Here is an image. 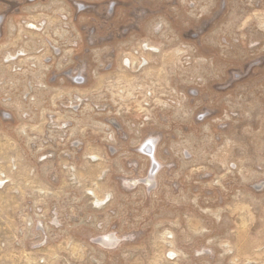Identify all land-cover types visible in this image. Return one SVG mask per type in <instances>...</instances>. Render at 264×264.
I'll list each match as a JSON object with an SVG mask.
<instances>
[{"label":"rangeland","instance_id":"1","mask_svg":"<svg viewBox=\"0 0 264 264\" xmlns=\"http://www.w3.org/2000/svg\"><path fill=\"white\" fill-rule=\"evenodd\" d=\"M0 264H264V0H0Z\"/></svg>","mask_w":264,"mask_h":264}]
</instances>
